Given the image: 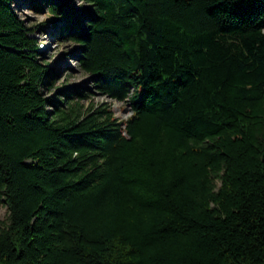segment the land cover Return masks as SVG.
Segmentation results:
<instances>
[{"label":"trees","instance_id":"1","mask_svg":"<svg viewBox=\"0 0 264 264\" xmlns=\"http://www.w3.org/2000/svg\"><path fill=\"white\" fill-rule=\"evenodd\" d=\"M18 2L132 115L0 0V264H264V0Z\"/></svg>","mask_w":264,"mask_h":264},{"label":"rangeland","instance_id":"2","mask_svg":"<svg viewBox=\"0 0 264 264\" xmlns=\"http://www.w3.org/2000/svg\"><path fill=\"white\" fill-rule=\"evenodd\" d=\"M14 9L16 13L30 27L35 28L40 49L44 54L43 59L50 66L57 69L58 75L55 81L54 89L48 91L50 95L58 93L59 89L66 87L78 91L86 92L89 98L83 99L82 104L86 107L93 105L95 107L107 104L110 106L114 116L119 120L125 121L131 115L132 111L128 102H119L97 93L90 82V77L85 74L80 65L79 60L73 55V44L70 42L61 43L58 41L56 33L53 31L50 14L44 9L36 10L31 5H22L18 0H14ZM44 91V93H48ZM64 97L61 95V99ZM7 209H0V220L5 221L7 217Z\"/></svg>","mask_w":264,"mask_h":264}]
</instances>
